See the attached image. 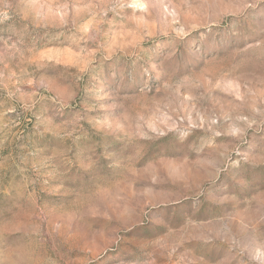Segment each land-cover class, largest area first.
<instances>
[{"label": "rangeland", "instance_id": "1", "mask_svg": "<svg viewBox=\"0 0 264 264\" xmlns=\"http://www.w3.org/2000/svg\"><path fill=\"white\" fill-rule=\"evenodd\" d=\"M0 264H264V0H0Z\"/></svg>", "mask_w": 264, "mask_h": 264}]
</instances>
